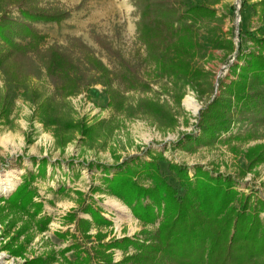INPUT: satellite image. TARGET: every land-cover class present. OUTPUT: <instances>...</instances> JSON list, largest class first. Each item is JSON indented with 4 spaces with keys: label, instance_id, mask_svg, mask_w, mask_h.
<instances>
[{
    "label": "rangeland",
    "instance_id": "1",
    "mask_svg": "<svg viewBox=\"0 0 264 264\" xmlns=\"http://www.w3.org/2000/svg\"><path fill=\"white\" fill-rule=\"evenodd\" d=\"M179 1L190 5L203 0ZM210 1H214L211 6L215 16L198 21V38L205 49L195 60L209 74L211 84L209 92L202 94L199 89L172 76L163 75L158 79L152 75L156 65L139 39L140 13L133 0H37L36 5L46 10L70 12L69 17L58 24L34 23L47 34L40 51L57 46L76 62L77 76H84V81L78 91L61 96L44 68L45 57H39L34 51L19 59L21 70H30V73L22 72L28 80L27 87L9 84L5 72L0 69V197H7L22 180L35 174L31 183L37 191L34 200L43 205L37 217H49L46 229L39 231L28 215L0 201V264H29L34 258L47 260L49 257L54 259L44 264H66L61 250L75 241L74 233L88 248L97 242V231L105 234L104 242L138 233L142 228L139 219L120 199L103 189V165L115 164L134 155L149 160L150 154H154L160 156V169L175 186L179 185L168 167L171 163L183 165L191 173L196 166L212 174L235 175L247 169L245 152L249 147L264 143V127L235 122L229 132L220 134L212 143H196L194 139L201 133L200 111L219 94L220 84L230 80V64L235 59V52L225 55L222 49L211 47L207 38L216 35L230 38L236 44L239 32L242 36L244 32L254 31L264 34V13H253L251 2L257 0ZM7 5L4 2L0 10ZM10 11L17 15L16 8ZM88 55L99 60L106 72L88 62ZM127 76L148 81L149 88H127ZM110 85L122 97L120 110L109 105ZM187 96L194 100L195 112L184 105ZM45 98L53 106L50 113L58 122L55 125H45L39 115V104ZM141 100L156 102L171 118L139 108ZM96 122L102 125L91 137L82 133L85 125ZM237 133L241 140L224 141L228 135ZM246 133L251 137H244ZM42 157L48 158L43 176L37 174L36 163L37 158ZM144 183L148 185L150 181ZM4 184L13 186L4 191L1 187ZM237 189L251 195L252 200L264 199V162L246 171L237 181ZM115 202L128 212H117ZM86 203L101 210L111 221L107 226L92 224L87 239L76 232L75 222L66 217L74 212L77 217L91 221L89 214L81 210ZM260 217L264 219V211ZM24 226L28 228L19 231ZM148 228L153 230L155 226ZM65 231L73 234H58ZM19 246L22 249L17 251ZM109 251L114 262L124 255L117 248ZM65 256L73 259V251H67Z\"/></svg>",
    "mask_w": 264,
    "mask_h": 264
},
{
    "label": "trees",
    "instance_id": "2",
    "mask_svg": "<svg viewBox=\"0 0 264 264\" xmlns=\"http://www.w3.org/2000/svg\"><path fill=\"white\" fill-rule=\"evenodd\" d=\"M133 1L140 13L137 22L139 39L156 65L152 75L158 79L169 75L177 81L189 83L202 94L209 92V74L195 59L205 49L198 38V21L215 16L211 6L214 1L203 0L190 5L179 0ZM4 2L8 5L0 10V69L5 72L7 82L17 88L27 87L28 80L22 72L30 73V70H21L19 59L34 51L39 57H45L44 68L61 96L78 91L84 76H77L76 62L55 45L41 52L40 45L47 34L34 25L35 22L58 24L67 19L70 12L46 10L36 5L37 0H0V6ZM13 7L17 15L11 14ZM251 9L255 14L264 13V0L251 2ZM243 36L239 32L236 44L230 38L216 35L207 38L211 47L222 49L225 55L235 52V59L230 64V80L220 84L219 94L200 111L198 124L201 133L194 139L196 143L207 144L218 140L220 134L229 132L235 122L245 121L252 127H264V34L254 31L244 32ZM87 60L101 72H106L102 63L93 56L88 55ZM31 66L35 68L33 64ZM71 72L73 75H70ZM125 81L127 88H149L148 81H141L136 76H127ZM108 90L109 105L120 110L123 104L121 95L111 85ZM51 107L46 98L39 104V115L45 125L58 123L50 113ZM138 107L160 117L171 118L156 102L141 100ZM100 125L102 122L85 125L82 133L91 137ZM250 135L246 133L244 137ZM230 138L242 139L237 133L228 135L224 141ZM31 158L36 161L35 157ZM159 158L150 154L149 160H143L134 155L115 164L103 165V189L120 199L139 219L142 228L132 237H113L106 242L102 241L105 234L97 231V242L90 248L77 240L75 233L59 232L60 236L71 233L75 239L61 250L65 263L264 264V219L260 217L264 211V199L252 200L251 195L237 189V181L245 172L264 162V143L246 150L247 169L235 175L212 174L199 166L191 173L183 165L169 164L179 186L168 182L167 175L160 169ZM37 161V174L43 176L48 158H37ZM34 177L35 174H32L31 178L22 180L7 197L1 196L0 201L28 215L37 229L43 231L49 217H37L43 205L41 201L34 200L37 196L36 189L31 186ZM145 180L150 183L145 185ZM81 210L89 214L91 221L77 217L74 212H69L66 217L68 221L75 222L76 232L86 239L90 237L88 231L92 224L96 227L111 224L91 203L83 205ZM148 226L155 228L151 230ZM27 228L24 226L19 231ZM21 246L17 251L22 249ZM114 248L124 252L116 262L109 251ZM69 250L73 251V259L65 256ZM48 259L34 258L28 263L44 264Z\"/></svg>",
    "mask_w": 264,
    "mask_h": 264
},
{
    "label": "bare ground",
    "instance_id": "3",
    "mask_svg": "<svg viewBox=\"0 0 264 264\" xmlns=\"http://www.w3.org/2000/svg\"><path fill=\"white\" fill-rule=\"evenodd\" d=\"M183 103H184V105L187 108L191 109L193 112H195L197 110V106H196V104L194 103V100L191 97L187 96L184 99ZM12 186L13 185H11V184H4L1 187H2V190L7 191V190H10L12 188ZM114 206L116 207L117 212H119L121 214H125L126 212H128L127 211V208H125L124 206H122L118 202H115V205Z\"/></svg>",
    "mask_w": 264,
    "mask_h": 264
}]
</instances>
